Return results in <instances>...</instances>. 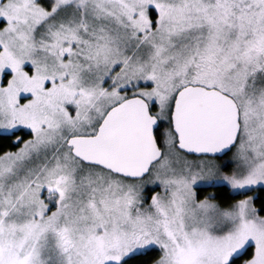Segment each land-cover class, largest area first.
<instances>
[{
  "label": "snow or ice",
  "instance_id": "obj_1",
  "mask_svg": "<svg viewBox=\"0 0 264 264\" xmlns=\"http://www.w3.org/2000/svg\"><path fill=\"white\" fill-rule=\"evenodd\" d=\"M0 264H264V0H0Z\"/></svg>",
  "mask_w": 264,
  "mask_h": 264
}]
</instances>
